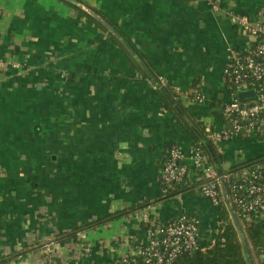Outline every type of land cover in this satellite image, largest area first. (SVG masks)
Segmentation results:
<instances>
[{
  "label": "crops",
  "instance_id": "1",
  "mask_svg": "<svg viewBox=\"0 0 264 264\" xmlns=\"http://www.w3.org/2000/svg\"><path fill=\"white\" fill-rule=\"evenodd\" d=\"M77 1L127 40L196 126L222 125L226 63L253 42L230 14L264 28V0H216L219 12L207 0ZM0 12V260L34 264L42 242L101 219L94 233L113 252L83 264L135 256L148 221L185 216L204 237L222 224V207L198 188L164 195L170 148L190 154L195 135L100 23L63 0H0ZM196 93L207 102H189ZM214 144L230 172L264 160V134ZM196 181L190 164L186 185ZM122 211L135 212L109 218Z\"/></svg>",
  "mask_w": 264,
  "mask_h": 264
},
{
  "label": "built area",
  "instance_id": "2",
  "mask_svg": "<svg viewBox=\"0 0 264 264\" xmlns=\"http://www.w3.org/2000/svg\"><path fill=\"white\" fill-rule=\"evenodd\" d=\"M207 2L214 12L221 11L216 0ZM230 15L237 27L250 36L253 42L250 49L243 53L231 51L232 55L226 63L224 80L228 100L221 115L222 125H205L206 137L212 143L264 134V28L247 15ZM261 37L263 40H258ZM0 66H4L2 61ZM13 68L18 69L19 66L14 65ZM247 91H255V96L239 99V93ZM177 94L184 98L179 91ZM188 100L201 105L207 102L206 96L200 93L189 96ZM200 145H196L190 154L178 146L171 147L162 169L161 181L166 186L184 183L189 178L192 164L197 172L196 183L201 195L216 207H222L225 203L219 179L214 167L209 166ZM225 178L240 216L264 223V160L247 167L235 168L225 173ZM148 225L147 242L140 247L138 253L135 256L127 252L115 254L111 257L110 264H132L142 258L147 264H173L184 254L199 249V222L183 216L168 224L148 221ZM76 235V243L62 244L57 239L42 242L33 257L34 264H83L85 256L89 257L95 252L104 254L107 250L109 253L113 252L108 241L99 240L96 248L87 244L89 235L85 230ZM63 251H66V255H63Z\"/></svg>",
  "mask_w": 264,
  "mask_h": 264
},
{
  "label": "trees",
  "instance_id": "3",
  "mask_svg": "<svg viewBox=\"0 0 264 264\" xmlns=\"http://www.w3.org/2000/svg\"><path fill=\"white\" fill-rule=\"evenodd\" d=\"M101 26L100 24H98ZM102 27V26H101ZM112 37V36H111ZM114 38V37H113ZM258 40L262 41L263 37L258 38ZM116 41V40H115ZM116 43L123 49V47L120 45L118 41ZM124 50V49H123ZM125 51V50H124ZM167 90L170 92V94L176 99L178 104L183 108V110L187 113V110L185 107L181 104L180 100L177 98V96L174 95L173 92L170 91V89L167 87ZM166 106L173 111L172 107L165 101ZM179 121L181 119L178 117ZM182 122V121H181ZM183 123V122H182ZM202 133L206 136V131L200 127V125H197ZM195 141L197 142V145H199V141L194 136ZM212 143V142H211ZM212 145L215 148V144L212 143ZM200 147L203 149L209 166L213 167L212 161L210 159V156L204 146L200 145ZM262 160V159H259ZM258 161V160H257ZM256 161V162H257ZM263 161V160H262ZM187 180L184 183L181 184H174L171 186L164 185V195L171 196L172 194H175L176 192L183 190V189H191V188H197L198 183L195 185H186ZM122 211L118 212L111 217L113 218H120L127 216L129 214L134 213ZM222 219L223 222L220 226L215 227L212 229L211 234L207 237L201 236L199 238V249L193 253L184 254L182 257H180L176 262L173 264H250L248 257L246 255L245 249L243 247L242 241L240 239V236L235 228V226L232 223V220L230 218L229 212L223 204L222 206ZM241 220L243 222L249 244L253 253V257L257 264H264V261L262 260V256H264V223L258 219H248L241 215ZM101 220H97L91 225H88L87 227H82L79 229H76L72 232L64 233L56 237V239L62 243V244H68V243H76L77 242V233L80 231H83L84 229H90V228H96L100 226ZM149 228V225L147 226V229ZM19 256V254H18ZM15 258V256H13ZM12 257L7 259L0 260V264H8L11 262ZM132 264H147L146 261L142 259H137Z\"/></svg>",
  "mask_w": 264,
  "mask_h": 264
},
{
  "label": "water",
  "instance_id": "4",
  "mask_svg": "<svg viewBox=\"0 0 264 264\" xmlns=\"http://www.w3.org/2000/svg\"><path fill=\"white\" fill-rule=\"evenodd\" d=\"M68 4L77 7L78 9L84 11L93 19H95L98 23H100L128 52V54L134 59L137 65L144 71V73L148 76L150 81L153 83L155 88L163 95L169 105L173 108V110L181 117V119L186 123V125L190 128V130L194 133L199 143L204 146L206 151L208 152L210 159L212 161L213 167L215 169L217 178L220 182V188L223 195V199L225 202V206L229 212L230 218L232 220L233 225L235 226L240 239L242 241L243 247L245 249L246 255L250 264H257L253 253L249 244V240L241 220V216L236 208V205L233 201L231 191L227 184L225 173L222 169L221 158L217 155V152L212 145L211 141L207 139V137L202 133V131L196 126V124L190 119V117L186 114L183 108L178 104L176 99L170 94V92L162 85L161 81L153 74V72L149 69V67L145 64V62L141 59L138 53L134 50V48L127 42L125 38L105 19L99 16L94 11L87 8L85 5L80 3L77 0H63ZM255 96V91H247L240 92L238 97L241 100L253 98ZM222 103L220 108L216 111L217 114L222 115L224 109V96L222 97ZM230 128V125L228 126ZM262 260L264 261V256H262Z\"/></svg>",
  "mask_w": 264,
  "mask_h": 264
},
{
  "label": "rangeland",
  "instance_id": "5",
  "mask_svg": "<svg viewBox=\"0 0 264 264\" xmlns=\"http://www.w3.org/2000/svg\"><path fill=\"white\" fill-rule=\"evenodd\" d=\"M205 122H206V125H209V124H213V122H215V121H214V119L212 117H209L208 119H205ZM221 165H222V169H223L224 173H229L230 172V167L232 166L231 163H229L227 161H222ZM86 232L89 235V238L86 241V243L87 244H91L92 247L96 248V245H97L98 241L102 240V239H100L101 235H96L98 232L94 233V228H90V229L86 230ZM56 237H58V236H56ZM37 245H38V243L34 244L32 247H35Z\"/></svg>",
  "mask_w": 264,
  "mask_h": 264
}]
</instances>
